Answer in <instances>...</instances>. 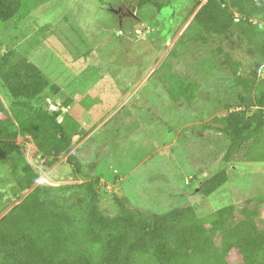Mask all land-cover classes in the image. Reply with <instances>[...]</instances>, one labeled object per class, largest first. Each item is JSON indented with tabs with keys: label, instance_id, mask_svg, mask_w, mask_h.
I'll list each match as a JSON object with an SVG mask.
<instances>
[{
	"label": "rangeland",
	"instance_id": "obj_1",
	"mask_svg": "<svg viewBox=\"0 0 264 264\" xmlns=\"http://www.w3.org/2000/svg\"><path fill=\"white\" fill-rule=\"evenodd\" d=\"M131 5V0H48L15 30L10 24L3 33L8 24L0 22L3 46L27 56L59 86L49 102L79 123L69 153L73 159L61 155L52 166L29 136L17 138L38 182L64 185L98 176L99 187L122 193L133 207L164 212L191 204L199 215L263 194L264 161L229 164L226 183L210 195L196 191L198 169L202 176L218 169L227 144L220 131L203 124L215 125L214 118L228 114L224 103L236 98L230 72L219 63L212 69L207 60L211 44L185 49L186 30L199 6L193 0H169L161 9L148 4L132 10ZM235 58L249 72L253 60L242 47ZM176 72L186 82L200 76L188 107L178 106L163 87L168 73ZM262 77L264 64L257 79ZM181 80L177 77V84ZM78 164L82 173L75 170ZM29 191L18 192L0 161V214ZM251 205L259 207L264 224V205Z\"/></svg>",
	"mask_w": 264,
	"mask_h": 264
},
{
	"label": "trees",
	"instance_id": "obj_2",
	"mask_svg": "<svg viewBox=\"0 0 264 264\" xmlns=\"http://www.w3.org/2000/svg\"><path fill=\"white\" fill-rule=\"evenodd\" d=\"M46 1L0 0V22L8 24L2 32L10 24L15 30ZM131 1L138 10L148 4L161 9L169 0ZM193 2L199 7L186 30L190 36L185 49L211 44V68L227 69L236 92L235 101L224 103L226 116L214 118L215 125L203 124L227 140L218 169L203 176L204 170L198 169L196 191L210 195L228 180L229 164L264 161V77L257 79L264 64V0ZM240 47L253 60L249 72L235 58ZM3 48L0 39V92L9 101L5 105L0 95V161L18 192L30 191L0 214V264H264V224L258 220L259 207L251 205H264V193L199 215L191 204L164 212L133 207L99 187L98 176L64 185L38 182L39 174L17 138L29 136L52 166L61 155L73 159L69 153L79 123L49 102L60 90L57 84L14 47ZM177 77L182 79L179 84ZM199 79L187 83L176 72L162 82L178 106L188 107L201 86ZM79 165L75 170L82 173Z\"/></svg>",
	"mask_w": 264,
	"mask_h": 264
},
{
	"label": "water",
	"instance_id": "obj_3",
	"mask_svg": "<svg viewBox=\"0 0 264 264\" xmlns=\"http://www.w3.org/2000/svg\"><path fill=\"white\" fill-rule=\"evenodd\" d=\"M134 7H135L134 5H131V8H130V9L134 10ZM51 108L55 109V105L51 104ZM115 193L117 194V196H118L119 198H122V196H123L122 193H120V192H118V191H116Z\"/></svg>",
	"mask_w": 264,
	"mask_h": 264
},
{
	"label": "crops",
	"instance_id": "obj_4",
	"mask_svg": "<svg viewBox=\"0 0 264 264\" xmlns=\"http://www.w3.org/2000/svg\"><path fill=\"white\" fill-rule=\"evenodd\" d=\"M8 209H9V208H8ZM8 209H7V210H8ZM7 210H6V211H7ZM6 211H4V213H5ZM4 213H3V214H4ZM3 214H2V215H3ZM0 216H1V215H0Z\"/></svg>",
	"mask_w": 264,
	"mask_h": 264
},
{
	"label": "built area",
	"instance_id": "obj_5",
	"mask_svg": "<svg viewBox=\"0 0 264 264\" xmlns=\"http://www.w3.org/2000/svg\"><path fill=\"white\" fill-rule=\"evenodd\" d=\"M263 111H264V107H263Z\"/></svg>",
	"mask_w": 264,
	"mask_h": 264
}]
</instances>
